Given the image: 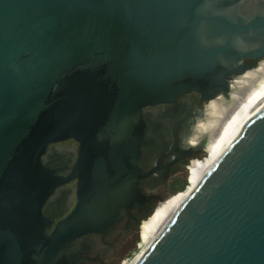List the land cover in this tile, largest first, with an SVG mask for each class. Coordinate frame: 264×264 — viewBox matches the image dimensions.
<instances>
[{"label": "water", "instance_id": "95a60500", "mask_svg": "<svg viewBox=\"0 0 264 264\" xmlns=\"http://www.w3.org/2000/svg\"><path fill=\"white\" fill-rule=\"evenodd\" d=\"M261 60L264 0H0V264H74L146 201L144 110L227 99ZM67 140L77 204L48 233L41 159ZM137 264H264V102Z\"/></svg>", "mask_w": 264, "mask_h": 264}, {"label": "flooded vegetation", "instance_id": "af4514ba", "mask_svg": "<svg viewBox=\"0 0 264 264\" xmlns=\"http://www.w3.org/2000/svg\"><path fill=\"white\" fill-rule=\"evenodd\" d=\"M262 78L264 60L232 82L240 89L231 95L227 106L216 100L201 103L197 93H190L171 104L145 109L144 138L150 143L141 148L139 167L144 173L152 170H157V173L141 181V192L146 199L144 205L142 208L135 207L128 214L120 211V220L112 230L103 235L89 234L79 238L65 251V256L73 258L74 264H117L130 248L133 235L137 239L144 229V234L148 236L155 232L156 225L159 226L163 214H166L163 205L166 204V197L173 192L170 186L173 179L182 172H188L191 188L199 175L214 165L242 116L237 114V120H227V114H231L235 106H243V112L248 108L257 95L256 86ZM209 142L213 146L207 150ZM192 149L196 150L189 155ZM206 153L209 155L204 160H194ZM78 159L79 144L73 140L50 145L41 159L42 166L54 172V177L63 182L42 207V216L52 223L48 233L67 218L77 204L80 180L70 176Z\"/></svg>", "mask_w": 264, "mask_h": 264}, {"label": "rangeland", "instance_id": "374dc122", "mask_svg": "<svg viewBox=\"0 0 264 264\" xmlns=\"http://www.w3.org/2000/svg\"><path fill=\"white\" fill-rule=\"evenodd\" d=\"M257 90H258V92L256 93L257 95H256L254 101L251 104H249L248 107L253 106L255 101L261 95V93L264 92V78H262L261 81L259 82V84L256 86L255 92ZM253 95L251 97H253ZM200 120H202V119H200ZM208 155H209L208 153L199 155L198 157L194 158V160L202 161L205 158H207ZM209 170H210V168L206 169L205 172H203L199 175L194 186L192 187V189L190 190V192L188 194H186V193H187V188L191 182L190 174L188 172H186V173L182 172L178 177L173 179L174 181L170 184L173 192L169 196L166 197V199H165L166 204L163 205V208H164V211L166 212V214L165 213H164L165 215L163 214V219L160 222L159 226L156 225V227H157L156 231L148 236V235L144 234V231H145V229H144L141 232V234L138 236L137 239L134 238V235H133V238L131 239L132 241L130 244L131 245L130 248L128 249L127 253L120 260H118L117 264H123L124 261H127L129 259H131L129 264H137L139 262V260L142 258V256L149 250V248L155 242L159 232L164 227L166 222L175 214V212L189 198V196L192 194L194 189L198 186V184L201 182V180L203 179V177L206 175V173ZM139 232H140V230H139Z\"/></svg>", "mask_w": 264, "mask_h": 264}, {"label": "bare ground", "instance_id": "6f19581e", "mask_svg": "<svg viewBox=\"0 0 264 264\" xmlns=\"http://www.w3.org/2000/svg\"><path fill=\"white\" fill-rule=\"evenodd\" d=\"M258 64H257V66H258ZM251 70H253V69H251ZM257 70H259V68H257ZM248 71H250V70H248ZM239 89H240L239 86L234 85V84L231 83V85H230V91H229V94H228L227 99H225L222 96H220V97H218L215 100L218 101L219 103H223V106L224 105L227 106L228 103H229V100H230L231 95L233 93H235L236 91H238ZM215 100H212V101H215ZM239 102H241V100H239ZM262 102H264V92L261 93V95L255 101L254 105L253 106H249L244 112H243V106H235V108H233V110H231V114H227V120H231V118H235V120H237V114H242V116H241L240 120L235 124L234 132L228 137L227 141L224 143V150H223V152L229 146V144H230V142H231L234 134L237 132V130L241 127V125L245 122V120L258 108V106ZM211 146H213V144H211V142H209V146H207V150H209V148H211ZM192 150H196V149H192Z\"/></svg>", "mask_w": 264, "mask_h": 264}, {"label": "trees", "instance_id": "16d2710c", "mask_svg": "<svg viewBox=\"0 0 264 264\" xmlns=\"http://www.w3.org/2000/svg\"><path fill=\"white\" fill-rule=\"evenodd\" d=\"M191 189H192V187L190 188V186H188V188H187V193H186V194H188V193L190 192Z\"/></svg>", "mask_w": 264, "mask_h": 264}]
</instances>
